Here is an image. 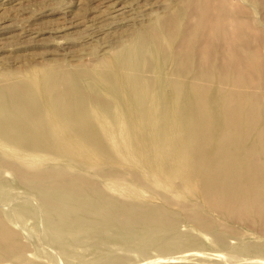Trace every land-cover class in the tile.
Masks as SVG:
<instances>
[{
    "label": "rangeland",
    "instance_id": "rangeland-1",
    "mask_svg": "<svg viewBox=\"0 0 264 264\" xmlns=\"http://www.w3.org/2000/svg\"><path fill=\"white\" fill-rule=\"evenodd\" d=\"M213 1L212 7L224 8L232 19H238L236 28L239 24L237 31L240 32L236 33L240 44L230 45L234 54L222 64L214 54L224 44L214 41L213 35L201 25L200 29L190 32L192 17L199 20L206 13V0H0V98L21 100L23 109L35 115V132L43 134L36 137L35 132L30 133L25 127V122L9 128L7 124L20 122L21 111L0 108V214L7 216L22 246L18 258L12 250L0 251V256L4 254L0 264H134L189 247L200 250L202 258L193 255L180 264L190 259V264H249L242 259L264 258V253H259L261 250L254 254V247L264 248V189L252 195L244 191L248 196L244 203L243 199H228L226 194L239 191L242 184L232 176L226 183L220 182L222 178L218 180L217 175L221 163L207 168L211 159L226 153L222 146L224 138L211 139V132L234 137L239 129L256 121L258 132L245 138L244 143L249 147L264 139V120H261L264 119V0H233L232 4ZM164 15L182 27L173 48L181 50L189 46L187 53L184 49L174 64V73L190 71L189 79L180 75L181 78L166 84L168 93L180 97L178 110L174 112L164 110L159 104L162 81L149 71L153 62L147 61V57H142L139 67L142 71L135 77L129 76L128 85L104 80L99 75L95 77L101 69L97 62L103 58H106L102 67L104 74H114L116 65L119 66L114 61L115 55L124 50L123 44L131 34ZM204 19L205 15L201 16ZM187 40L189 44H181ZM227 63L231 68L225 71ZM235 66L238 71L232 70ZM239 66L242 67L239 69ZM219 67L223 70L220 74L199 76V71L216 73ZM72 72H80L84 77L86 72L91 79L80 78L76 89L66 88L67 97L76 90L75 94L87 99V103H60L61 107L78 114L76 123L68 127L64 113L57 111L54 83L65 85ZM43 82L53 85L42 90L39 85ZM156 82L157 86H148ZM136 85L143 90L142 96L135 99L129 87ZM186 85L192 87L189 93ZM40 93L46 96L49 108L41 107ZM203 95L209 99L205 107L200 105ZM144 104L145 111H149L139 114ZM249 110L251 118L247 123L233 124L232 119ZM175 118L180 121L172 124ZM24 130L27 131L24 134H29L26 139L20 137ZM48 130L56 141L46 139ZM70 130L83 140L69 142L70 149L85 151L86 147L88 152L61 165L52 153L57 155L56 151H61L64 157L60 144ZM140 140L144 144H139ZM54 141L60 144L54 145ZM49 144L52 152L51 159L47 160L41 151H46ZM232 149L242 151L241 147ZM97 158L103 159V164L93 169L90 163ZM67 162H70L69 168L65 165ZM251 165L259 169V158H254L252 164L235 163L230 172ZM28 169L35 171L27 172ZM46 170H52L59 177L61 186L70 184L64 177L67 174L71 180H85L102 198L136 206L153 203L161 210L169 229L176 231L177 237L192 238V245L181 243L176 235L160 234L166 238L153 236L156 244L128 237L131 244L125 248L111 227L105 223L90 226L89 222L78 230L80 236L74 234L73 238L64 239L66 242L54 240V235L42 225L39 202L27 189L30 182L39 181L37 174ZM18 173H27V179ZM195 181L202 184L187 188ZM225 185L228 188L224 192ZM184 188L189 193L183 192ZM201 190L208 192V198L201 197ZM138 195L143 197L137 198ZM164 201L168 203L162 204ZM87 217L84 220L90 221V215ZM113 219L122 222L125 218L119 212ZM96 220L106 221L104 215Z\"/></svg>",
    "mask_w": 264,
    "mask_h": 264
},
{
    "label": "bare ground",
    "instance_id": "bare-ground-1",
    "mask_svg": "<svg viewBox=\"0 0 264 264\" xmlns=\"http://www.w3.org/2000/svg\"><path fill=\"white\" fill-rule=\"evenodd\" d=\"M206 1H207V5L205 7L206 13H203L201 15L202 17L205 15V19L201 20V16H200L198 20L196 16H193L191 19V23H190L191 25L189 24L192 28H191V31L190 30L189 31L193 32L194 30H198L200 29V25H201L205 28V30L208 31V33L213 35L214 41H216L218 44H224V47L220 45L216 48V54L214 55L217 56V59L220 60L221 64L224 62L226 63V60L228 59V57L234 54V52L231 50L232 47L230 45L240 44V39H239L240 36L237 35L236 33L239 24H237V28L235 25L238 19L237 20L232 19V16L226 14L224 11V8L222 7H221L222 9L220 8L217 9L219 6H217V8L212 7L213 4L211 2L213 0L212 1L206 0ZM219 1L221 2L223 0H214L213 2H219ZM224 1L232 4L233 0H224ZM208 11H211V13H209V15L207 16ZM116 12L118 11L116 10ZM157 19L153 20L154 22L150 26L148 25L146 27H141V30L136 31L135 33H132L128 41L125 44H123L124 50L121 52H118L115 55L114 61L118 63L119 66L116 65L114 74H108V75L104 74L102 67L105 66L106 64V60H105L106 58H103L99 62H97V64L101 65V69L96 71L95 77L99 75L103 77L104 80H107V81L117 80V82H120L122 84L127 83L128 85L127 80H129L128 79L129 76L131 75L135 77L136 75H138V72L140 70L142 71V69H139V67H141V64L143 62L142 57H147L146 58L147 61L153 62L152 66H150L149 68V71L152 72L156 76V79H161L162 81V84L159 90L162 96V100H159V104H162L164 106L163 107L164 110L174 112L178 110L177 103L180 97L173 96L170 93H168L166 84L171 80H175V78H181L180 75H182V77L185 76L183 78H185L186 80L189 79L188 74L189 73L191 74V72L186 70L185 72H178L179 75H176L174 73L175 71L174 64H175L176 57L177 56L180 57L184 49H185L184 51H186L187 53V48H189V46L185 44H189L188 42L190 39L187 40V42L183 41L181 43L182 45H185L181 47L182 48L181 50L179 46H178L179 49L177 48L174 49L173 44H175L174 43L175 38L180 34L182 27L180 26L179 23L174 22L170 18L166 17V15H164L162 19H159V20ZM240 26H241V23H240ZM204 35L206 36V33ZM221 67H224V66L222 65ZM241 67L239 66V69ZM229 68H231V66L229 67L227 63V67L223 68V70L225 69L226 71ZM235 69L236 71H238L237 66L232 68L233 71ZM223 70L220 67L218 68V70H215L216 73H214L212 70H202V71H199V76L206 77V76H210L211 74H220ZM79 73L80 72H72L73 76L70 77V79L66 81L65 85H62L60 82L54 83V86H55L54 96L56 100L55 103H56L57 111L60 113H64V115L67 118V121L65 122H68V127L69 125L72 126L73 123H76V121L79 119L76 117L78 114L67 108L61 107L60 103L67 102L68 104H70V102L78 103L79 101H82V102L84 101L87 103V99L85 97L75 94L76 90H73V94H71L69 97H67L66 95V92H67L66 88L76 89L78 84L80 83L79 82L80 78H83L84 80L85 77L87 78L90 77L86 72H83L85 77ZM124 74L126 76H124ZM223 74L225 76V73ZM133 77L130 79H133ZM52 85H53L52 82L50 83L43 82L42 84L39 85V88L43 90L45 87L52 86ZM137 85L134 87L133 86L129 87L131 88L133 92L132 97L135 99L137 98V96L139 97L142 96V90H143ZM157 85H158V82L153 83V85L151 84L148 86L153 87ZM178 85L181 86V84L179 83ZM185 88H187L186 89L187 92L184 89V92L186 93H189L188 90L192 89L191 86H187V85ZM63 92L65 94H63ZM90 95H92V92H90ZM167 96H170V100H167ZM1 99H4V98H0V108H3L4 106H6L10 108L12 111H21L22 119H20V122L16 123L15 125L7 124L9 128L11 127L13 128V126H18V124H20L21 122H25L27 123L25 127L29 128V132L30 133L35 132L37 120L35 118V115L32 113L33 111L24 110L23 109L24 104L21 100L15 99L13 97H6L5 101H2ZM39 99H41L42 101L41 107L43 109L49 108L50 104L46 102V96L44 94L40 93ZM207 99H208L207 95H203L202 100L200 101V105L203 107L208 106L209 101H207ZM152 103L153 102H150V104ZM182 104L185 105L184 101L182 102ZM195 105H196V102L193 103V106ZM145 106L146 105L144 104L143 110L140 111L139 114L141 113L145 115V113L149 111V110L145 111ZM203 111L206 112V109H204ZM252 117H255V116H252ZM250 118H251V115H250V110H249L248 112L241 115L239 118L232 119V122L233 124H238L240 122L247 123ZM261 120L263 121L264 119L262 118ZM179 121H180V118H175L172 124H175ZM258 128H259V125L256 124V121H253V124L251 125L247 124L245 128L239 129L234 137L228 136L226 134H220V133L216 134L215 132H211L209 135L211 139L216 138L218 140H221L224 138L222 142V146L224 150L226 149V153H224L222 156H220L221 155L220 154L214 157L213 159H211V165L208 166L207 168H214L216 164L221 163L222 165H220L218 168V170L220 171L217 175L218 180L222 178L220 182L226 183L229 177L232 176L234 179L239 181L243 186L237 192L227 193L226 198L228 199H235V198L238 200L243 199V203H244L245 199L248 197V196H245L244 191H248L249 194L252 195L264 189V139L259 142L250 144L249 147L244 143L245 138L250 137L252 134H255V131L258 132ZM25 131L26 130L21 132V136H20L21 138L26 139L27 137H29V134H24ZM33 134L36 137H40L43 135V134H40L39 132H35ZM46 135L47 136L45 137L47 140L56 141V139L53 138L54 135L51 134L49 130L47 131ZM147 135L148 136L151 135V131H149ZM214 135H217L218 137ZM30 137L32 136L30 135ZM204 137L206 139L208 135L205 133ZM63 139H64V142L62 145L58 143V141L56 143L54 141V145L57 143L60 144L61 150H63L65 153L64 157L62 155L63 152L61 153V151H56L57 155L52 153L55 157H57V159L55 160L56 162L58 161L59 164L62 165L64 163L63 161L66 162L76 157L80 158L82 154H85L86 152H88V148L86 147H85V151H80V149H77V150L70 149V147L68 146L69 142H75V141L83 142V140H81L75 134H73L71 130L69 134H65L63 136ZM239 139L241 142H238ZM132 142L136 143L134 140ZM138 143L144 144L142 140L138 141ZM233 146L241 147L240 150L242 151L237 152V150L235 149L233 150L232 149ZM46 148H47L46 151H41L42 152L41 156L44 159L49 160L51 159L50 152H52V145L49 144L46 146ZM245 149H248L249 151L244 152ZM140 153L147 154L148 152H140ZM257 157L259 158L261 162V166L259 169H255L256 166L251 165L248 168L237 170V172L235 173L230 172L233 168H235L234 167L235 163H238V164L251 163L252 164L254 158L256 159ZM102 161L103 159L97 158V159H94L90 164H92L94 166L93 169H95L100 164H103ZM69 164L70 162L69 163L67 162L65 164V165H68L66 166L67 168H69L70 166ZM77 166L80 167V165H74V167H77ZM145 167L147 168L148 164H146ZM26 171L34 172L35 170L28 169ZM18 175L22 178L27 179V173H18ZM64 177L65 179H68V182H70V184H66V185L64 184L65 186H61V184L58 182V179H57L59 177H57L56 174L52 173V170L40 171L37 174V178L39 181L37 183H34L33 181L30 182V186L27 188L30 192L28 194L35 197L37 201L39 202L38 205L40 209L39 212L41 213V220L44 221V222L42 221L43 222L42 225L44 226V228H46L48 231H50V233L54 235L55 237L53 238L54 240L55 239L56 240L69 239L74 234H78L80 236L81 234L80 232H78V230L82 228L85 222H89L90 226L93 224L100 225V224L105 223L106 226L111 227L112 229L110 228L108 229L112 230V232L115 233V237L119 238L117 241H119V244L121 245L123 244L125 248H126V245L128 247L131 244L129 242L128 237L133 238L135 236V237H138L139 240H148L150 242L155 243L154 242L155 238H152V237L159 235L162 238H166V236L164 235L161 236L162 234L167 235V237L176 235L177 240L180 241L181 243L192 245V242H193L191 241L193 240L192 238H186L183 235H179L177 237L178 235L177 232L173 231L172 229H169L170 226L166 225L164 221V215L161 213V210H157L158 206L152 205L153 203L151 204L149 203L146 205L139 204V206H136L133 203L120 202L117 200H113V198H110V197L102 198L101 196H99V192H97L98 190L97 189L95 190V188L91 187L90 185H87L85 180L80 179V180L74 181L68 178L67 174L66 176L64 175ZM199 184H202V183L200 181H195L194 183L188 185L187 188L189 186H197ZM187 188L186 189L184 188L183 192L187 193L188 192ZM227 188H228L227 185L223 187L224 192L227 190ZM84 195L86 196L89 195V197H86ZM200 195L201 197L203 196L205 199L208 198V192L204 190L200 191ZM138 197L142 198L143 196L138 195L137 198ZM149 199L153 200V197H150ZM89 203H91V205ZM94 203L95 205H92ZM167 203L168 201L162 202V204L164 205ZM117 207L119 209H116ZM244 207L245 205H243L241 208H244ZM109 208L114 209V211L109 210ZM123 208L124 210H122ZM262 211H264V208L262 209ZM119 212H122L125 218L123 219L122 222L121 221L117 222L113 219V216H116V214H118ZM87 215H90V218H89L90 221L84 220L85 218H88ZM103 215L105 216L106 221L97 222L96 219H98V217L103 216ZM10 225L11 223L8 220L7 216L4 214H0V251L2 253L4 252L3 250H8V249L12 250L14 252L15 257L18 258L20 256V251L22 250V246L20 242L17 240L16 231H13ZM100 231H103V229H100ZM109 236H111V234ZM70 242H73V241L71 240ZM262 243L264 244V242ZM260 248L261 249H258L257 246L254 247L255 249V250L253 249L255 251L254 254L256 252H259V250H261L259 253H262V252L264 253L263 251L264 248L262 249V246H260ZM189 249H192V250H189ZM189 249L177 251V252H171L169 254L168 253L161 254L159 257L148 258L146 260H142L134 264H180L182 261H185L190 256L194 255L195 257V255L200 256L202 254L199 252L200 250L199 251H197L198 249L195 250L196 248L193 250L192 247L191 248L189 247ZM3 255L1 256L3 257ZM242 260L247 261L249 264H264V258L262 259H256V258L247 259L246 258ZM188 261L190 262L191 259ZM198 261H201V260H198Z\"/></svg>",
    "mask_w": 264,
    "mask_h": 264
}]
</instances>
